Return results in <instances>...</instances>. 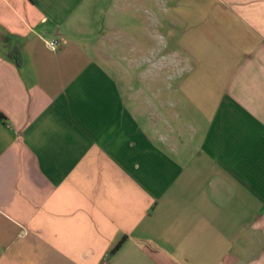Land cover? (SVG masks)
Listing matches in <instances>:
<instances>
[{"label":"crops","instance_id":"0c3cea01","mask_svg":"<svg viewBox=\"0 0 264 264\" xmlns=\"http://www.w3.org/2000/svg\"><path fill=\"white\" fill-rule=\"evenodd\" d=\"M95 1L0 0V264H264V0H172L152 92Z\"/></svg>","mask_w":264,"mask_h":264},{"label":"rangeland","instance_id":"374dc122","mask_svg":"<svg viewBox=\"0 0 264 264\" xmlns=\"http://www.w3.org/2000/svg\"><path fill=\"white\" fill-rule=\"evenodd\" d=\"M87 13L107 14L105 22L111 14L112 30L119 39L113 73L149 92L168 91L177 84L173 76L179 73L180 63L177 58L174 71L177 29L174 33L172 0H96L87 6Z\"/></svg>","mask_w":264,"mask_h":264},{"label":"built area","instance_id":"2783aa9c","mask_svg":"<svg viewBox=\"0 0 264 264\" xmlns=\"http://www.w3.org/2000/svg\"><path fill=\"white\" fill-rule=\"evenodd\" d=\"M45 44L50 50H56L59 47L58 41L55 39L45 40Z\"/></svg>","mask_w":264,"mask_h":264},{"label":"trees","instance_id":"16d2710c","mask_svg":"<svg viewBox=\"0 0 264 264\" xmlns=\"http://www.w3.org/2000/svg\"><path fill=\"white\" fill-rule=\"evenodd\" d=\"M120 243V242H119ZM119 245V244H118Z\"/></svg>","mask_w":264,"mask_h":264}]
</instances>
